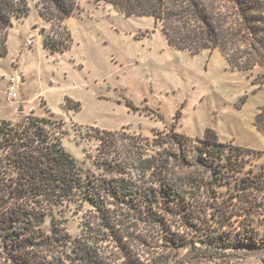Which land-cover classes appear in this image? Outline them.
I'll use <instances>...</instances> for the list:
<instances>
[{
  "label": "rangeland",
  "instance_id": "374dc122",
  "mask_svg": "<svg viewBox=\"0 0 264 264\" xmlns=\"http://www.w3.org/2000/svg\"><path fill=\"white\" fill-rule=\"evenodd\" d=\"M26 1L28 14L13 20L7 54L0 57V121L50 120L48 129L63 132L64 150L93 179L122 178L113 162L100 165L109 156L122 157L126 148L117 143L114 152L99 151L98 132L130 138L124 144L141 158L125 171L147 186L154 178L155 151L161 150L154 141L169 133L184 134L191 138L188 146H196L194 138L211 128L230 148L217 178L191 165L170 169L173 180L184 175L191 181L179 191V208L155 206L144 214L107 200L97 211L78 195L47 205L33 226L47 234L54 229L57 244L46 254L35 251L64 264H264V252L245 256L204 244L245 234L264 239V135L254 126L264 84L252 83L261 68L233 69L217 50L191 55L175 49L152 18L125 16L93 0H75V11L63 22L72 47L51 53L41 33L54 25L39 16L38 0ZM9 84L14 101L4 93ZM235 146L249 150L237 156ZM0 264H11L1 242Z\"/></svg>",
  "mask_w": 264,
  "mask_h": 264
},
{
  "label": "trees",
  "instance_id": "16d2710c",
  "mask_svg": "<svg viewBox=\"0 0 264 264\" xmlns=\"http://www.w3.org/2000/svg\"><path fill=\"white\" fill-rule=\"evenodd\" d=\"M93 1L103 2L125 16L153 18L160 24L168 44L175 49L191 55L217 50L231 68L239 71H251L258 66L262 72L252 79V83L264 84V0ZM76 7L75 0L37 1L39 16L54 25L47 34L41 33L44 45L51 53L71 49L73 39L63 22ZM28 10L26 0H0V57L7 54V36L13 20L25 16ZM127 104L131 106L128 101ZM79 108L77 102L76 109ZM26 118L16 124L0 121V173L3 174L0 176V242L11 264H64L56 257H50L51 260L38 254L40 250L45 254L52 251L58 239L54 229L47 234L33 226L37 218L43 220L41 215L45 214L47 205L72 201L78 195L97 211L104 209L107 200L144 214H149L155 206L179 208L183 202L179 191L191 181L184 175L173 180L168 176L170 169L191 165L215 174L217 178L227 166L223 160L230 159L224 156L225 150L230 148L219 141L211 128L205 129L203 137L194 138L198 143L196 146H188L191 138L184 134L169 133L164 141H154V146L161 150L155 151L152 161L155 171L151 184H137L125 171L136 161L140 163L141 158L137 150L124 144L130 138L103 129L95 136L99 151L106 147L108 152H114L111 147L117 143L126 148L122 157L109 156L100 166L113 162L117 165L115 171L123 176L93 179L83 176L75 160L64 150L63 132L55 134L48 129L52 124L50 120L34 116ZM254 126L264 135V104L255 114ZM164 144L170 145L171 151L164 149ZM234 149L237 156L249 150L240 146ZM188 152L193 153L189 157L191 163H188ZM35 206L45 209L39 213ZM204 244L208 248L229 249L245 256H256L258 252L252 250L264 249V239L257 241L246 234L229 241L208 239Z\"/></svg>",
  "mask_w": 264,
  "mask_h": 264
},
{
  "label": "built area",
  "instance_id": "2783aa9c",
  "mask_svg": "<svg viewBox=\"0 0 264 264\" xmlns=\"http://www.w3.org/2000/svg\"><path fill=\"white\" fill-rule=\"evenodd\" d=\"M4 93L10 101H14L15 97L17 96L15 88L12 84L7 85Z\"/></svg>",
  "mask_w": 264,
  "mask_h": 264
},
{
  "label": "water",
  "instance_id": "95a60500",
  "mask_svg": "<svg viewBox=\"0 0 264 264\" xmlns=\"http://www.w3.org/2000/svg\"><path fill=\"white\" fill-rule=\"evenodd\" d=\"M252 252H264V249H254V250H252ZM186 257V256H185ZM184 257V258H185Z\"/></svg>",
  "mask_w": 264,
  "mask_h": 264
},
{
  "label": "crops",
  "instance_id": "0c3cea01",
  "mask_svg": "<svg viewBox=\"0 0 264 264\" xmlns=\"http://www.w3.org/2000/svg\"><path fill=\"white\" fill-rule=\"evenodd\" d=\"M152 19H153V18H152ZM155 25H156V26L158 25V26H157L158 29L161 30V26H160V24H159V23H156V22L154 21V26H155ZM156 26H155V28H156Z\"/></svg>",
  "mask_w": 264,
  "mask_h": 264
}]
</instances>
